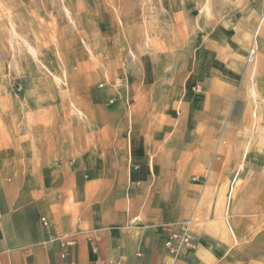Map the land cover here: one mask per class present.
<instances>
[{
    "label": "crops",
    "instance_id": "obj_1",
    "mask_svg": "<svg viewBox=\"0 0 264 264\" xmlns=\"http://www.w3.org/2000/svg\"><path fill=\"white\" fill-rule=\"evenodd\" d=\"M259 16L182 52L174 73L119 74L77 127L0 147V264H264ZM185 223L194 247L175 255Z\"/></svg>",
    "mask_w": 264,
    "mask_h": 264
},
{
    "label": "rangeland",
    "instance_id": "obj_2",
    "mask_svg": "<svg viewBox=\"0 0 264 264\" xmlns=\"http://www.w3.org/2000/svg\"><path fill=\"white\" fill-rule=\"evenodd\" d=\"M263 8L264 0H0V147L33 127H77L87 96L119 74L174 73L190 57L182 52L216 31L242 34ZM245 60L258 62L254 41Z\"/></svg>",
    "mask_w": 264,
    "mask_h": 264
},
{
    "label": "built area",
    "instance_id": "obj_3",
    "mask_svg": "<svg viewBox=\"0 0 264 264\" xmlns=\"http://www.w3.org/2000/svg\"><path fill=\"white\" fill-rule=\"evenodd\" d=\"M166 247L175 255L179 253L182 247L193 248L190 223L181 225L180 229L173 233L170 239L166 242Z\"/></svg>",
    "mask_w": 264,
    "mask_h": 264
}]
</instances>
